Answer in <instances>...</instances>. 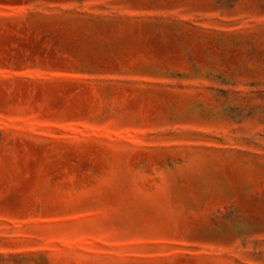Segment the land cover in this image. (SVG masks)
<instances>
[{
	"label": "rangeland",
	"instance_id": "obj_1",
	"mask_svg": "<svg viewBox=\"0 0 264 264\" xmlns=\"http://www.w3.org/2000/svg\"><path fill=\"white\" fill-rule=\"evenodd\" d=\"M0 264H264V0H0Z\"/></svg>",
	"mask_w": 264,
	"mask_h": 264
}]
</instances>
